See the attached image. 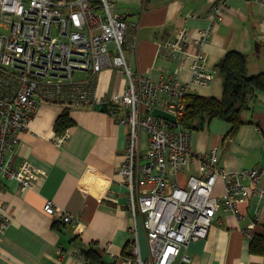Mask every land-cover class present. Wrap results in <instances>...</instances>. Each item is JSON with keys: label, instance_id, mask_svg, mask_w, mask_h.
I'll return each mask as SVG.
<instances>
[{"label": "crops", "instance_id": "0c3cea01", "mask_svg": "<svg viewBox=\"0 0 264 264\" xmlns=\"http://www.w3.org/2000/svg\"><path fill=\"white\" fill-rule=\"evenodd\" d=\"M128 23L135 48L125 58L135 73L151 80L177 77L187 82L190 61L178 69L161 57L162 44L186 30L193 39L208 24V12L216 0H114ZM207 66L214 71L207 87L190 88V94L220 99L222 76L218 66L228 51L246 58L249 76L264 71V8L255 0H227L222 20L214 25L202 48ZM126 79L120 70H103L94 80L97 103L80 107L46 103L39 105L17 134L14 166L27 162L34 168L31 188L0 180V204L9 218L0 235V264H89L81 256L95 247L104 264H132V247L147 258V242L139 219L128 212L127 194L118 170L125 161L128 129L117 124L113 96L122 95ZM106 106L108 111L102 107ZM244 124L226 137L229 125L212 120L207 129L191 132L190 149L205 153L219 149V165L229 172L264 167V94L252 93ZM67 111L72 125L62 146L53 143L55 125ZM138 150L143 154L148 139L139 131ZM181 184L185 174L180 175ZM264 191V180L260 183ZM216 193L222 192L217 183ZM47 202L57 213L44 212ZM68 215L72 222L63 223ZM264 233V197L252 196L237 207L236 214L218 211L207 237L188 244L190 264H264V251L251 253V241Z\"/></svg>", "mask_w": 264, "mask_h": 264}, {"label": "built area", "instance_id": "2783aa9c", "mask_svg": "<svg viewBox=\"0 0 264 264\" xmlns=\"http://www.w3.org/2000/svg\"><path fill=\"white\" fill-rule=\"evenodd\" d=\"M226 1L211 6L197 39L179 30L160 46L159 55L178 69L190 61L189 80L182 82L177 77L151 80L133 71L125 54L135 41L114 0H0V180L31 188L33 166L23 162L16 167L13 161L17 134L27 128L39 105L95 104L96 76L120 70L127 85L122 95L112 97L111 106L117 124L128 129V142L118 174L127 191L128 212L139 219L148 250L143 259L133 245L132 264H190L188 244L207 237L218 211L236 214L249 197H264V167L229 172L219 165L218 147L193 153L191 133L178 125L180 99L192 86L207 87L213 79L206 56L196 49L209 42ZM255 2L264 8V0ZM155 109L176 122L155 117ZM139 131L148 139L143 154L137 145ZM67 139L64 132L53 143L62 146ZM184 174L181 186L179 176ZM217 183L221 193L215 191ZM43 209L49 216L57 213L50 202ZM62 221L72 218L63 215ZM8 226L0 204V235Z\"/></svg>", "mask_w": 264, "mask_h": 264}, {"label": "trees", "instance_id": "16d2710c", "mask_svg": "<svg viewBox=\"0 0 264 264\" xmlns=\"http://www.w3.org/2000/svg\"><path fill=\"white\" fill-rule=\"evenodd\" d=\"M222 76V95L220 99L187 94L180 99L183 106L178 125L188 132L207 129L212 120H220L229 125L226 137H232L244 124L241 113L248 110L247 100L252 93L264 94V71L249 76L246 73V58L243 54L228 51L218 66ZM72 122L67 111L57 120L55 131L63 134ZM81 256L89 264H104L100 252L95 247L86 249ZM251 253L264 251V233L251 241Z\"/></svg>", "mask_w": 264, "mask_h": 264}, {"label": "water", "instance_id": "95a60500", "mask_svg": "<svg viewBox=\"0 0 264 264\" xmlns=\"http://www.w3.org/2000/svg\"><path fill=\"white\" fill-rule=\"evenodd\" d=\"M102 107L105 109V111H108L105 105H103ZM152 114L155 117L162 118V119L170 121L172 123L176 122L175 119L172 116H170V115H168V114H166V113H164V112H162V111H160L158 109L153 110Z\"/></svg>", "mask_w": 264, "mask_h": 264}, {"label": "rangeland", "instance_id": "374dc122", "mask_svg": "<svg viewBox=\"0 0 264 264\" xmlns=\"http://www.w3.org/2000/svg\"><path fill=\"white\" fill-rule=\"evenodd\" d=\"M77 76H78V74L75 75V78H77ZM182 185H183V184H181V186H182Z\"/></svg>", "mask_w": 264, "mask_h": 264}]
</instances>
